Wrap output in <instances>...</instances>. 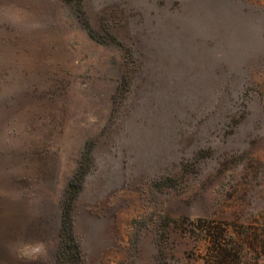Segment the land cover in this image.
<instances>
[{
    "label": "rangeland",
    "instance_id": "374dc122",
    "mask_svg": "<svg viewBox=\"0 0 264 264\" xmlns=\"http://www.w3.org/2000/svg\"><path fill=\"white\" fill-rule=\"evenodd\" d=\"M12 8L42 27L0 16V264H264V0Z\"/></svg>",
    "mask_w": 264,
    "mask_h": 264
},
{
    "label": "clouds",
    "instance_id": "9594fccd",
    "mask_svg": "<svg viewBox=\"0 0 264 264\" xmlns=\"http://www.w3.org/2000/svg\"><path fill=\"white\" fill-rule=\"evenodd\" d=\"M0 16L5 18L10 24L14 26L24 25L27 23V25L32 29H39L42 27L38 20H28L27 14L23 9L12 8L7 11H0ZM20 252L25 257L38 259L46 252V247L43 242H40L31 246H27V248H21Z\"/></svg>",
    "mask_w": 264,
    "mask_h": 264
},
{
    "label": "trees",
    "instance_id": "16d2710c",
    "mask_svg": "<svg viewBox=\"0 0 264 264\" xmlns=\"http://www.w3.org/2000/svg\"><path fill=\"white\" fill-rule=\"evenodd\" d=\"M67 2H71L72 0H66ZM68 215V214H67ZM69 217V216H68ZM65 217V218H68ZM69 220L65 219L64 221V225H65V229L67 227V230L69 229L67 222ZM223 230H220L217 232V236H213V243H212V250L214 252V254L216 255V259L222 261L224 259H232L236 262L241 260V248L235 244V243H227L222 239ZM75 245V243H73ZM221 262H219L220 264Z\"/></svg>",
    "mask_w": 264,
    "mask_h": 264
}]
</instances>
